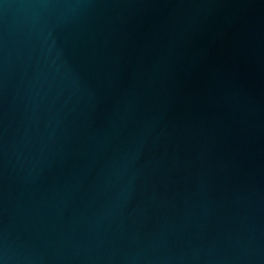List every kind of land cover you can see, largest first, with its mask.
Masks as SVG:
<instances>
[{
  "label": "water",
  "instance_id": "obj_1",
  "mask_svg": "<svg viewBox=\"0 0 264 264\" xmlns=\"http://www.w3.org/2000/svg\"><path fill=\"white\" fill-rule=\"evenodd\" d=\"M0 264H264V0H0Z\"/></svg>",
  "mask_w": 264,
  "mask_h": 264
}]
</instances>
